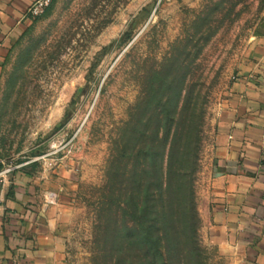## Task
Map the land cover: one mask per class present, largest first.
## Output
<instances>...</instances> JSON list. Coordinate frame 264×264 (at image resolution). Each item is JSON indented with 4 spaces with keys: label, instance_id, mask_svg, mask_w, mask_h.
I'll list each match as a JSON object with an SVG mask.
<instances>
[{
    "label": "rangeland",
    "instance_id": "374dc122",
    "mask_svg": "<svg viewBox=\"0 0 264 264\" xmlns=\"http://www.w3.org/2000/svg\"><path fill=\"white\" fill-rule=\"evenodd\" d=\"M263 33L264 0H52L7 44L0 165L37 179L44 197H66L67 264H118L112 233L131 219L124 188L144 167L143 177L153 174L155 153L166 176L170 151L181 171L196 162L201 263L237 264L206 237L198 190L226 91ZM175 189L187 248L184 190Z\"/></svg>",
    "mask_w": 264,
    "mask_h": 264
},
{
    "label": "crops",
    "instance_id": "0c3cea01",
    "mask_svg": "<svg viewBox=\"0 0 264 264\" xmlns=\"http://www.w3.org/2000/svg\"><path fill=\"white\" fill-rule=\"evenodd\" d=\"M35 0H0V59L31 21ZM20 171L0 178V264H67L66 197L46 204ZM208 239L237 264H264V33L231 80L215 119L211 163L198 190Z\"/></svg>",
    "mask_w": 264,
    "mask_h": 264
},
{
    "label": "trees",
    "instance_id": "16d2710c",
    "mask_svg": "<svg viewBox=\"0 0 264 264\" xmlns=\"http://www.w3.org/2000/svg\"><path fill=\"white\" fill-rule=\"evenodd\" d=\"M172 154L170 151L166 176L160 171L158 153H155L153 174L148 179L143 177L147 173L144 167L135 174L137 179L133 180L129 188H124L126 195L122 200L124 204L121 205V212L131 219L118 225L112 233L118 264H202V249L196 242L198 214L193 178L196 162L191 161V171H181L175 168L178 159L173 158ZM180 157L182 162H188L183 154ZM173 188L178 193L184 190V198L179 201L185 203L186 210L183 211L185 217H181L185 221L189 220L192 232L191 238L187 240V248L178 237L175 227ZM126 241L132 245L128 253L123 252V243Z\"/></svg>",
    "mask_w": 264,
    "mask_h": 264
},
{
    "label": "built area",
    "instance_id": "2783aa9c",
    "mask_svg": "<svg viewBox=\"0 0 264 264\" xmlns=\"http://www.w3.org/2000/svg\"><path fill=\"white\" fill-rule=\"evenodd\" d=\"M163 0H158V4H160ZM52 3V0H35L27 9L25 12V15L28 17H37L41 15L47 7ZM14 169V167L7 166L2 167L0 169V178L7 175L9 172H11ZM58 193L55 191H49L45 195V202L46 204H55L57 202Z\"/></svg>",
    "mask_w": 264,
    "mask_h": 264
}]
</instances>
